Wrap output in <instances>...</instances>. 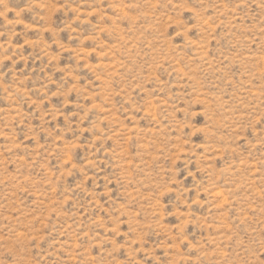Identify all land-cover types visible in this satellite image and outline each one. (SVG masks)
I'll use <instances>...</instances> for the list:
<instances>
[{
	"label": "rangeland",
	"instance_id": "obj_1",
	"mask_svg": "<svg viewBox=\"0 0 264 264\" xmlns=\"http://www.w3.org/2000/svg\"><path fill=\"white\" fill-rule=\"evenodd\" d=\"M0 264H264V0H0Z\"/></svg>",
	"mask_w": 264,
	"mask_h": 264
}]
</instances>
